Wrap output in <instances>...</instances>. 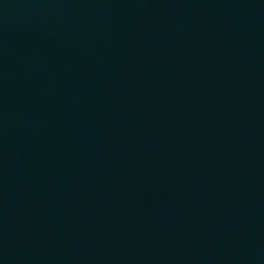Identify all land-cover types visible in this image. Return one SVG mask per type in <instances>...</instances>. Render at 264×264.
<instances>
[{"label": "water", "instance_id": "95a60500", "mask_svg": "<svg viewBox=\"0 0 264 264\" xmlns=\"http://www.w3.org/2000/svg\"><path fill=\"white\" fill-rule=\"evenodd\" d=\"M0 264H264V0H0Z\"/></svg>", "mask_w": 264, "mask_h": 264}]
</instances>
